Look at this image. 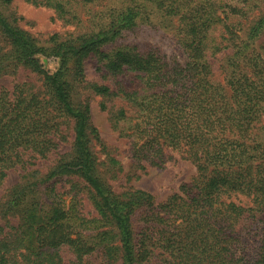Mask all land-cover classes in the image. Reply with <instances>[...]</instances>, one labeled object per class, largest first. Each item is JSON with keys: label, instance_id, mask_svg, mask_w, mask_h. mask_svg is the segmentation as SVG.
<instances>
[{"label": "trees", "instance_id": "obj_1", "mask_svg": "<svg viewBox=\"0 0 264 264\" xmlns=\"http://www.w3.org/2000/svg\"><path fill=\"white\" fill-rule=\"evenodd\" d=\"M70 1L44 3L57 18L69 22L76 19ZM143 1L182 21L183 60L133 44L105 51L122 29L135 24L134 12L118 26L112 21L109 30L48 51L0 12V34L19 62L43 74L45 87L43 95L0 91V187L8 171L33 166L59 150L61 128L72 121L70 154L46 180L77 175L99 216L85 219L73 196L55 192L54 184L46 188L51 193L47 200L31 198L23 204L21 196L32 193L31 186L37 184L21 185L4 204L9 212L17 208L22 217L16 226H0V264H63L64 253L73 255L70 264H91L100 247L102 264H113L117 258L121 264H264V226L242 231L252 212L264 211V51L240 40L227 23L250 11L253 0H243V8L227 6L229 13L223 10V18L217 15L222 0H206L209 8L205 1L194 7L177 0ZM216 26L226 44L208 41ZM263 30L264 20L259 19L249 30V40ZM226 50L232 51L224 79L228 94L212 82L209 62L210 56ZM89 55L105 76L131 72L137 82L131 95L124 94L131 98V116L124 110L109 111L111 129L128 139L132 158L142 168L145 163L161 169L170 159L168 151L183 152L195 165L193 183L181 186L165 203L154 205L153 197L143 192L118 198L95 173L89 148L95 130L88 108L73 103L68 80L69 61L74 60V74L82 77V63ZM48 60L57 63L52 72L45 69ZM94 90L111 94L105 85ZM239 197L250 199L251 207L243 206ZM138 219L142 225L135 230ZM99 225L105 229L103 240L89 242L83 231ZM111 230L118 246L110 244Z\"/></svg>", "mask_w": 264, "mask_h": 264}, {"label": "rangeland", "instance_id": "obj_2", "mask_svg": "<svg viewBox=\"0 0 264 264\" xmlns=\"http://www.w3.org/2000/svg\"><path fill=\"white\" fill-rule=\"evenodd\" d=\"M177 1L182 5L189 4L193 7L205 1V7L209 8L210 6V2L208 3L206 0H191L193 3L190 0ZM38 2L40 3L10 0L7 3V0H0V12L9 24L23 31L46 51L59 43L77 41L109 30L112 21L118 26L123 18H126L127 21L131 20V12H134L133 22L135 24L122 29L121 35L113 44L103 48L105 51L133 44L140 48L157 50L165 57H178L179 60L185 58L179 40L182 36V21L177 17H170L162 13L152 2L143 0H71L69 7L72 12H75L76 19L69 22L57 18L54 9L46 5L45 0H38ZM250 3H252V9L247 11L242 18H231L227 23L234 26L240 40L249 43L257 50L264 51V30L254 40H249L248 37L250 28L254 27L259 19L264 20V0H253ZM219 4L222 9L217 11V15L221 18L224 17L223 10L228 15L227 6L236 5L243 8V0H222ZM219 26L213 28L209 33L208 41L226 44L223 40V31ZM231 57L232 51L230 50L209 57L211 80L213 83L223 86L227 94L228 88L225 86L224 79L229 70L228 61ZM44 66L46 70L52 72L56 69L57 63L54 60H48L45 61ZM68 67L71 69L68 80L73 103L77 107L88 108L89 124L95 130V133L93 132L89 136V148L94 159L95 173L113 195L120 198L133 192H143L151 195L153 204L156 205L165 203L172 195L179 193L181 186L193 183L197 177L196 167L185 153L168 151L170 159L163 168L149 167L145 163H142L144 166L142 168L132 158L128 139L120 137L118 132L111 129L109 123L111 109L124 110L129 116L132 114L131 98L124 95H131V91L136 87L137 82L133 79L131 72L105 76L99 70L96 59L91 55L83 60L82 77L74 74V60L69 61ZM101 85L107 86L111 94L108 96L97 94L94 88ZM19 89L43 95L45 93L43 74L33 70L25 62H19L6 38L0 34V91L13 93L15 90L18 92ZM261 124H264V118L261 120ZM60 134L59 150L47 159L37 160L33 166L25 165L23 168L18 167V169L7 172L0 187V226H16L20 223L22 213L18 212L17 208L9 212L5 209L4 204L14 190L19 189L21 185L30 183L37 185L31 186L32 193L21 196L19 201L23 204L31 198L47 200V197H51V193L46 188L49 184H54L55 192L65 193V197L68 199L73 196L79 214L85 219L99 217L88 188L77 175L62 174L51 180H46V176L64 157L70 154L74 140L72 121L62 126ZM102 146L105 150L102 149ZM239 202L246 207L252 205L250 199L245 197H239ZM141 225L139 219L134 221L135 230H139ZM257 225L264 226V211L262 213L252 212L244 223L242 231L247 233ZM103 230L105 229L99 225L83 231V235L89 242H99L103 240L100 237ZM114 233H116L115 230H111L108 238H111V245L118 246V240ZM63 259V264H70L74 261V257L70 253H64ZM103 261H105L104 251L100 247L91 264H102ZM121 263L118 258L113 262V264Z\"/></svg>", "mask_w": 264, "mask_h": 264}]
</instances>
